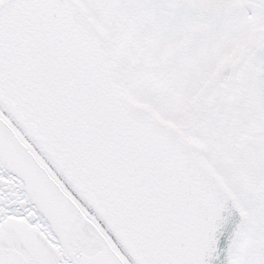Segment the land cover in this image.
Segmentation results:
<instances>
[{
  "label": "snow or ice",
  "instance_id": "1",
  "mask_svg": "<svg viewBox=\"0 0 264 264\" xmlns=\"http://www.w3.org/2000/svg\"><path fill=\"white\" fill-rule=\"evenodd\" d=\"M0 264H264V0H0Z\"/></svg>",
  "mask_w": 264,
  "mask_h": 264
}]
</instances>
